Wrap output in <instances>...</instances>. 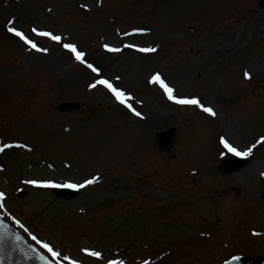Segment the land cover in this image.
Wrapping results in <instances>:
<instances>
[{"label":"rangeland","instance_id":"rangeland-1","mask_svg":"<svg viewBox=\"0 0 264 264\" xmlns=\"http://www.w3.org/2000/svg\"><path fill=\"white\" fill-rule=\"evenodd\" d=\"M249 1L0 0V147L12 145L0 153L3 219L59 264L264 258V11ZM157 73L177 98L198 99L216 115L169 100L152 83ZM98 80L131 96L126 103L140 116ZM66 101L82 108L59 115ZM169 128L178 131L167 152L154 136ZM222 138L251 149L249 165L224 174L232 154L222 152ZM95 177L71 201L28 182L65 187Z\"/></svg>","mask_w":264,"mask_h":264},{"label":"snow or ice","instance_id":"snow-or-ice-1","mask_svg":"<svg viewBox=\"0 0 264 264\" xmlns=\"http://www.w3.org/2000/svg\"><path fill=\"white\" fill-rule=\"evenodd\" d=\"M9 32H12L15 36L19 37L20 40H22L26 45H29L31 49L40 52V51H47L46 49H43L41 47H39L34 41H32L31 39H29L22 31L17 30L15 27H10L8 29ZM32 32H34L36 35L40 36V37H47L48 39H51L57 43H60L62 41V37L59 35H53L51 32L48 31H38L36 28L32 29ZM64 48L68 50V52L74 54L75 59L81 63V64H85V54L82 51H78L77 47L75 44L72 43H64L63 44ZM107 48L108 51L110 52H116V51H120V49L117 48H111L108 46H105ZM129 47H131V45H129ZM139 51L142 52H155L156 49L155 48H142V49H138ZM86 67H88L89 69H91L93 72H98V70L93 67V65L91 63H87ZM247 78H250V76H248V74H245ZM97 83L99 85H102L105 89H107L109 92L112 93V95L116 98V100L122 104L125 105L126 107L129 108V110L133 111L135 115L140 116L139 112H136L134 109H132L130 104H127L126 102L131 100L132 97L128 96L125 92L118 90L116 87L113 86L112 83H110L108 80H98ZM152 83L154 84H158L163 91L167 94L168 99L173 101L175 104L177 105H181V106H195L197 108H200L204 113H207L209 116H215L216 113L213 111L212 108L210 107H206L203 106L201 104V102L198 99H180L177 98L174 95V90L173 88L169 87L164 79L161 77L160 74H156L152 77ZM93 88L97 87V84H93L92 85ZM221 144H223L224 148L227 149L228 152H230L232 155L234 156H250L251 155V149H249L248 151L245 152H240L237 150L236 147L232 146L226 139H221L220 141ZM261 144H264V139H262L260 141ZM5 147H12V145H6L3 147H0V152H3L5 150ZM99 180V177H95L92 179H88L80 184H66L64 185L65 187L68 188H73V189H82L85 187H88L90 185H93L95 183H97ZM29 183H32L34 186L36 187H58L59 185H55V184H50V183H40L37 182L35 180L32 181H28ZM3 198V193H0V199ZM19 223V222H17ZM20 227H24L22 224L20 225ZM26 230V229H25ZM27 231V230H26ZM33 240H36V242L39 244L40 241L37 240V238L35 236L32 237ZM41 247L44 248L45 250H47V252L51 253L52 257H59L60 253L55 251L50 245L48 244H41ZM91 256H95L97 258H100V254L98 252H90L88 253ZM41 260L44 261V264H49V261L46 260L44 257H41ZM56 264H59L58 261H56ZM112 264H117V262L113 261ZM119 264H123V262H119Z\"/></svg>","mask_w":264,"mask_h":264},{"label":"water","instance_id":"water-1","mask_svg":"<svg viewBox=\"0 0 264 264\" xmlns=\"http://www.w3.org/2000/svg\"><path fill=\"white\" fill-rule=\"evenodd\" d=\"M260 6L264 9V0L261 1ZM77 109H79V105L68 102L60 104L56 110L61 113H68ZM175 133L176 130L173 129L157 134L158 144L162 147H167L174 141ZM245 164V160H232L225 165L223 170L234 172L241 169ZM56 195L61 199H72L76 198L78 193L59 189L56 191ZM41 257L43 256L35 248L28 245L21 236L13 232L12 229L0 219V264H44ZM49 264L51 263L49 262ZM228 264H264V258H260L253 262H247L245 259H238Z\"/></svg>","mask_w":264,"mask_h":264}]
</instances>
